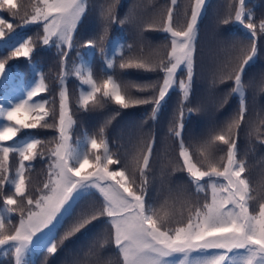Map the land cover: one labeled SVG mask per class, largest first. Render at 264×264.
<instances>
[{"label":"snow or ice","instance_id":"6c2138e0","mask_svg":"<svg viewBox=\"0 0 264 264\" xmlns=\"http://www.w3.org/2000/svg\"><path fill=\"white\" fill-rule=\"evenodd\" d=\"M119 0L100 6L104 22L97 36L87 39L83 47L98 52L108 69L117 65L109 56V27L125 20L116 16ZM207 0H190L182 16L176 12L178 0H170L159 21L148 30L167 34L169 45L164 55L145 53L143 47L133 51L131 44L122 45L128 55L119 57L121 70L158 73L154 81L133 85L148 95L132 96L113 75L101 81L94 78L92 68L85 63L68 66V55L74 47V34L88 14V0H0V10L19 17L20 26L40 25L37 34L44 47H56L61 70L58 74L59 105L55 98L44 99L48 92L43 73L37 82L24 90L22 98L6 107L0 103V248L9 252L14 264H30V253L44 249L55 255L60 245L81 233L94 221L105 218L111 229V243L122 258L120 264H264V181L253 188L246 159L241 158L238 138L245 122L246 96L243 76L246 66L258 55L257 37L264 34V18L256 22L246 0L229 5L227 16L220 22L239 24L249 34V42L239 48V56L231 70L219 82L233 81L228 96L238 98V111L226 126L195 145L183 139L186 119L199 108L188 107L193 91L198 24ZM175 20V22H174ZM14 22L0 15V42L10 49L0 58V80L9 77L8 64L14 59L32 63L36 43L32 37L14 38ZM78 78L82 90L77 101L81 111L102 109L114 103L120 110L151 105L145 123H155L174 90L182 93L169 135L177 142L178 153L172 172L182 171L203 201L192 203L182 190L170 189V196L157 206L149 196L150 174L153 168L155 134L149 132L147 143L142 141L131 156L113 152L105 128L109 117L96 135L85 134L83 147L73 145L71 131L76 121L70 106L66 82ZM215 83V81H214ZM86 86L87 90H83ZM37 97L40 99L37 101ZM264 123V121H262ZM54 129L56 136L45 141L25 130ZM258 133L259 129H255ZM259 139V135L257 136ZM54 141V146L48 144ZM264 144V140L261 141ZM224 146L221 148L220 146ZM122 147V146H120ZM223 152V155H218ZM246 155V154H245ZM195 157V158H194ZM45 162V176L40 186L31 183V171L37 160ZM118 166L115 169L112 166ZM93 190L100 198L99 206L76 212L79 201ZM256 207H252L253 202ZM179 205V208L177 207ZM185 209L187 215L185 216ZM18 222L12 223V216ZM67 225V227H65ZM64 229L63 235L58 233ZM109 240L98 241L89 251L88 264H112L102 255ZM212 254H208V253ZM193 253H200L192 257ZM182 255L178 262L170 258ZM73 264H81L79 260Z\"/></svg>","mask_w":264,"mask_h":264},{"label":"trees","instance_id":"16d2710c","mask_svg":"<svg viewBox=\"0 0 264 264\" xmlns=\"http://www.w3.org/2000/svg\"><path fill=\"white\" fill-rule=\"evenodd\" d=\"M26 2L27 0H17L18 4ZM88 2V14L74 34V47L68 55V66L85 63L92 68L94 78L98 81L106 78V75H113L128 94L148 95L147 92H138L133 85L154 81L159 74L134 69L121 70L118 67L119 57L128 55L126 48L122 47L127 44L133 46V51H138L143 47L145 53L153 52L159 55L166 53L168 50L166 45H169L167 34L162 31L148 30L146 26L161 19V13L170 4V0H119L115 13L118 20L123 19L125 23L123 25L114 23L109 27L108 40L111 44L110 46L107 42L105 44L108 47L109 56L117 65L114 69L107 68L106 60L101 58L98 49L95 52H89L82 46L84 41L101 33L104 22L100 17V6L111 0H88ZM235 4L236 0H207L206 9L199 21L193 91L190 97L191 103L188 104V107H198L199 111L192 113L190 119L185 121L183 139L187 145H195L208 139L223 129L238 111V98L235 95L228 96L227 103H222L233 86V81L219 82L221 76L229 72L235 64L240 54L239 48L248 44L250 39L247 30L239 24L230 22L224 25L220 22L227 16L228 6L234 7ZM185 5H189L190 12V0H178L176 9L178 15L182 16ZM246 5L251 9L252 18L256 22L264 18V0H246ZM0 15L14 22V31L11 34L14 38L32 37L36 43V50L31 58L32 63L23 58L9 61V77L0 80V103L6 107L10 106L9 100L15 103L23 97L24 90L33 86L39 79V74L43 73L49 89L48 92L42 94L43 98L49 100L55 98V107H57L60 90L57 77L61 65L56 47H44L40 44L37 38L38 33L42 35L40 25H29L22 28L19 17H12L6 10H0ZM257 47L258 55L249 66H246L243 76L247 111L238 138L239 155L246 159L248 171L245 175L250 179L253 188L264 181V144L261 143L264 140V123H262L264 121V34L258 33ZM9 51L10 49L0 42V58L7 55ZM66 86L76 121L71 134L74 146L78 142L80 147L84 146L85 134L96 135L99 138V129L112 116L114 118L105 128V133L113 152L126 151L131 156L137 148L143 146L142 141L147 143L150 139L148 134L152 132L155 134L153 168L149 186V196L152 197V202L159 206L166 198H169L170 189L182 190L192 203L197 200L203 201L204 196L195 194L194 187L184 172H172L176 163L178 146L169 135L168 129L170 122H173L182 93L172 91L157 121L153 123L152 120H148L145 123V117L150 112L151 105L120 110L119 115H114L119 108L114 103H106L102 109L81 111L77 108V101L82 90L78 78L70 76ZM83 90H87L86 86H83ZM36 99L38 101L40 97ZM56 110L58 111V107ZM3 123L5 121L0 117V125ZM255 129H259V132L257 133ZM28 134L38 136L45 141L56 136L54 129H34L22 132L21 138ZM52 146H54V141L48 144V147ZM217 154L223 155L224 153L218 152ZM33 163L34 168L30 173L31 183L33 186H40L47 165L39 159ZM116 167L118 166H112L113 169ZM99 204V195L93 190L91 195L79 201L76 212L79 213L81 209L99 206ZM2 206L0 202V207ZM177 207L179 208V205ZM252 207H256L255 201ZM17 222L18 216L13 215L12 223ZM63 231L64 229H61L58 233V239L63 235ZM105 238L109 242L105 244L102 255L112 264H120L122 258L114 244L111 243V229L105 218L94 221L81 233L65 241L54 256L47 254L44 249H37L30 253L28 259L30 264H73L75 260H79L81 264H88L89 251L92 250L93 245H96L98 241L103 242ZM4 252L5 249L0 248V264H14L11 253L9 252L6 257ZM198 255L201 254L193 253L192 257ZM170 259L178 262L179 256L176 255Z\"/></svg>","mask_w":264,"mask_h":264},{"label":"rangeland","instance_id":"374dc122","mask_svg":"<svg viewBox=\"0 0 264 264\" xmlns=\"http://www.w3.org/2000/svg\"><path fill=\"white\" fill-rule=\"evenodd\" d=\"M58 105H59V103H58ZM58 107V106H57ZM56 107V108H57ZM58 112V111H57ZM75 119V118H74ZM75 126V125H74ZM74 126H73V128H72V130L74 129ZM71 134H72V131H71ZM178 256H179V260H181L183 257H182V255L181 254H177Z\"/></svg>","mask_w":264,"mask_h":264}]
</instances>
